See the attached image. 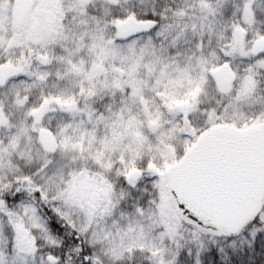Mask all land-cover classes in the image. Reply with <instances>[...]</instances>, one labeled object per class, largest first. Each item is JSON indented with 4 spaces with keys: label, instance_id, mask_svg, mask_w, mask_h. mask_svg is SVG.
<instances>
[{
    "label": "snow or ice",
    "instance_id": "1",
    "mask_svg": "<svg viewBox=\"0 0 264 264\" xmlns=\"http://www.w3.org/2000/svg\"><path fill=\"white\" fill-rule=\"evenodd\" d=\"M0 264H264V0H0Z\"/></svg>",
    "mask_w": 264,
    "mask_h": 264
},
{
    "label": "water",
    "instance_id": "2",
    "mask_svg": "<svg viewBox=\"0 0 264 264\" xmlns=\"http://www.w3.org/2000/svg\"><path fill=\"white\" fill-rule=\"evenodd\" d=\"M20 14H22V13L18 11V9L16 8L15 5H13V13H12L13 17L15 18Z\"/></svg>",
    "mask_w": 264,
    "mask_h": 264
},
{
    "label": "rangeland",
    "instance_id": "3",
    "mask_svg": "<svg viewBox=\"0 0 264 264\" xmlns=\"http://www.w3.org/2000/svg\"><path fill=\"white\" fill-rule=\"evenodd\" d=\"M11 7H12V12H13V5Z\"/></svg>",
    "mask_w": 264,
    "mask_h": 264
}]
</instances>
